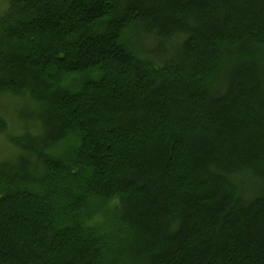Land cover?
Returning a JSON list of instances; mask_svg holds the SVG:
<instances>
[{"label": "trees", "instance_id": "obj_1", "mask_svg": "<svg viewBox=\"0 0 264 264\" xmlns=\"http://www.w3.org/2000/svg\"><path fill=\"white\" fill-rule=\"evenodd\" d=\"M3 2L0 264H264V0Z\"/></svg>", "mask_w": 264, "mask_h": 264}, {"label": "rangeland", "instance_id": "obj_2", "mask_svg": "<svg viewBox=\"0 0 264 264\" xmlns=\"http://www.w3.org/2000/svg\"><path fill=\"white\" fill-rule=\"evenodd\" d=\"M3 3H4L3 0H0V9L3 8V6H2ZM2 105L3 104L0 103V106H2ZM3 108H5V107H3ZM11 131H12L11 129L7 130V132H11ZM10 148H11L10 144L8 142H6L3 135H0V157L8 155V153L10 152Z\"/></svg>", "mask_w": 264, "mask_h": 264}]
</instances>
